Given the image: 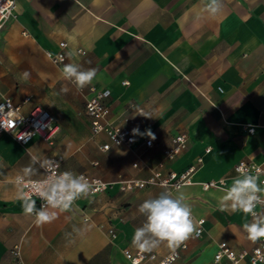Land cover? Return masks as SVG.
<instances>
[{"label": "crops", "instance_id": "obj_1", "mask_svg": "<svg viewBox=\"0 0 264 264\" xmlns=\"http://www.w3.org/2000/svg\"><path fill=\"white\" fill-rule=\"evenodd\" d=\"M221 2V10L211 14L209 0H17L0 43V65L7 71L0 72V92L21 104L23 113L34 106L46 108L61 132L57 138L55 133L52 143L34 136L26 146L0 133V264H13L14 245L19 246L22 264H131L121 249L136 250L131 239L145 219L138 206L157 195L160 187L121 192L114 186L78 199L71 211H58L53 222L37 225L33 215L23 212L15 176L30 163L31 155L58 154L62 167L73 172L106 180L143 178L163 159L170 137L179 132L188 135V147L164 169L182 170L203 156L193 182L181 187L193 216L204 218L202 235L184 242V264H217L213 254L220 241L235 250L256 244L242 230L251 217L221 211L219 200L224 195L220 189L230 187L237 176L236 162L260 161L264 147V0ZM62 40L68 43L66 53L84 51L67 56L64 64L96 68L91 84L110 90V120L120 122L119 114L129 102L142 108L135 144L99 148L107 137L90 131L84 112L87 86L80 90L65 80L62 68L45 54L55 51ZM43 64L52 72L47 89L60 91L64 98L58 108L42 93ZM21 65L26 69L19 74ZM24 71L30 73L29 85L16 88L11 76L20 78ZM27 95L31 99L23 103ZM71 95L82 98L83 108ZM78 115L102 154L82 162L84 168H71L63 158L80 159L83 150V138L74 128L80 124ZM246 124L256 126L253 133L246 132ZM149 130L155 132L154 145L145 148L140 142ZM138 154L146 158L147 167L132 166ZM41 176L42 170L32 178ZM220 179L224 186L203 187L204 182ZM86 217L89 230L76 236L73 228L86 227ZM110 226L115 228L114 238L108 233ZM67 233L73 234L74 242H68ZM169 251L163 244L154 252Z\"/></svg>", "mask_w": 264, "mask_h": 264}, {"label": "clouds", "instance_id": "obj_2", "mask_svg": "<svg viewBox=\"0 0 264 264\" xmlns=\"http://www.w3.org/2000/svg\"><path fill=\"white\" fill-rule=\"evenodd\" d=\"M207 10L211 14L218 13L222 8L221 0H209ZM65 47V45H61ZM75 53L68 52L71 58ZM51 58V54H49ZM63 61V57H60ZM63 78L78 89H83L90 85L97 76L96 68L84 69L77 63H66L62 69ZM30 77L28 71H24L20 78L27 80ZM62 92L67 93V88H62ZM108 95V93H105ZM5 106L0 104V127L5 131H12L17 127V121L23 122V116L10 103ZM144 116V115H143ZM133 135L139 134V129L132 130ZM147 136L155 139L154 134L149 130ZM32 133H26V137ZM22 140L26 138H21ZM243 167V166H242ZM59 161L41 157L30 156V163L25 166L21 173L16 176L17 185L21 186L18 198L22 202V209L25 215H33L37 225L53 222L58 215V211L68 212L73 209L75 202L83 197H87L93 191H98L102 185L101 181L89 179L83 174H76L72 171H58ZM43 169L45 176L41 180H34ZM233 178L230 187L220 189L224 195L219 200L221 211L242 212L245 217H251L242 224V230L246 238L253 243L264 241V188L258 184V177L241 171ZM223 183V181H221ZM161 191L154 197L143 200L138 206V212L145 217L141 226L136 227L131 239V244L138 249L141 254L153 253L161 245L166 244L171 255L164 261V264H173L178 258V249L185 241L200 235V228L195 220L190 204L185 195L181 192V185L169 186L167 183L160 185ZM24 189H29L25 191ZM31 189L43 203L40 208L36 207V200L33 199ZM261 206V211H257V206ZM89 218H85L86 227L73 228L76 236L82 237L89 230ZM203 224V221H199ZM72 233H67L69 243ZM138 264V262H134Z\"/></svg>", "mask_w": 264, "mask_h": 264}, {"label": "built area", "instance_id": "obj_3", "mask_svg": "<svg viewBox=\"0 0 264 264\" xmlns=\"http://www.w3.org/2000/svg\"><path fill=\"white\" fill-rule=\"evenodd\" d=\"M17 0H0V31L2 30L5 23L13 15ZM65 45V47H61ZM68 43L66 40H62L58 43V48L55 51L46 50L45 54L49 60L56 66L63 67L67 60L66 49ZM75 54H83L84 51L81 48L75 49ZM51 54V58L49 57ZM63 57V61L60 60ZM127 81H123L126 84ZM82 90V89H80ZM108 93V95H105ZM111 92L107 88H100L94 84H90L86 88V98L84 101V112L89 118L90 131L93 135L104 134L107 137V141L100 144L99 148L102 151H107L114 146H132L137 140V135H133L132 130L138 128L137 116L142 113V108L136 106L134 102H129L124 109L119 114L120 122H115L108 118L110 113V98ZM30 96L27 95L23 98V103L30 101ZM6 103H10L13 109L23 116V122L17 121V127L12 131H5L0 127V133H5L11 136L18 144L21 146H26L27 143L34 137L38 136L42 140L49 143L53 142L55 133L57 131V126L53 123V117L49 110L41 106H34L30 109L28 113L22 112V105L15 103L9 96L0 92V104L5 106V110H8ZM255 125L246 124L245 130L247 133H253L255 130ZM154 136L155 132L151 131ZM26 133H32L31 136L26 137ZM147 132L142 136L140 145L145 148H150L154 145V139L147 136ZM21 138H26L22 140ZM189 138L184 132H179L173 134L170 137L169 145L163 149V159L160 160L157 165L152 168L146 177H125L118 176L112 180H106L99 176L89 174L84 171L74 172L76 174H83L91 179H96L101 181L102 185L106 187H100L98 191H93L90 194H98L100 192H106L110 188L116 186L121 192H130L134 190L146 189L151 186H158L162 183H167L169 186L173 185H188L193 182L195 173L200 169L203 164V156L199 155L195 158L194 162L188 165L182 170L174 169H164L166 162L174 161L183 151L188 147ZM210 147L205 148V152H209ZM261 160L255 161L252 159H240L234 165V171L238 176L241 171H246L249 174L256 175L258 177V184L261 188H264V147L260 150ZM48 158L55 159L59 161L60 168L58 171H71L62 167V157L58 154L51 155ZM97 163V162H96ZM132 166L136 169H142L147 167V160L142 154H138L135 161H133ZM243 166V167H242ZM42 170V176L40 178H32L34 180H41L44 178L45 173ZM73 172V171H72ZM17 176V175H16ZM15 176V181H16ZM223 181V183H221ZM225 182L223 179L211 180L203 183L204 188L209 187H220L224 186ZM21 187V186H20ZM161 189V187H160ZM29 191V189H24ZM162 190V189H161ZM33 199L36 200L37 208L39 209L43 201L35 194L34 189H31ZM264 196V192L261 193ZM257 211H261V206H257ZM195 218V217H194ZM200 228V237L203 233L204 218H195ZM199 221H203V224H199ZM108 233L111 238L116 236V231L114 226L108 228ZM195 237V238H198ZM186 248L184 243L177 250L178 258L173 262V264H184L183 262V251ZM122 254L124 257L130 261L131 264L138 262V264H164V261L171 255V252H166L164 254L146 253L141 254L138 249L132 251L129 248H122ZM11 255L13 258V264H22L21 253L18 245H14L11 249ZM213 260L217 264H264V241H257L256 244L250 248H242L235 250L231 248L226 241H220L217 244V248L213 254Z\"/></svg>", "mask_w": 264, "mask_h": 264}, {"label": "rangeland", "instance_id": "obj_4", "mask_svg": "<svg viewBox=\"0 0 264 264\" xmlns=\"http://www.w3.org/2000/svg\"><path fill=\"white\" fill-rule=\"evenodd\" d=\"M10 21V18L8 19V21L5 23V25L3 26L2 30L0 31V43H2L3 41V37L5 35V31L8 27V23ZM1 52V51H0ZM36 58L39 60L40 56L38 53H35ZM48 63L49 60H48ZM51 65V63H50ZM43 72L44 75L42 77H40V81L43 82L45 85V88L47 89L48 87L51 86L52 84V72H51V67L47 64H43ZM26 69L24 65H21L18 69H17V73L20 74V72H22V70ZM0 72H7L5 70V67L0 65ZM12 82L15 83L16 88L19 87H26V85H29L26 81L20 79L17 75H13L12 74ZM44 88V89H45ZM41 89V87H40ZM43 89V90H44ZM44 92H42L44 94L45 99L47 100V102L49 103H55V107L58 108L59 105L62 104L61 99L63 100L64 98L61 97L60 91L58 93H52L50 90H46ZM42 90V89H41ZM27 91L33 93L32 90L27 89ZM62 92V91H61ZM63 94H67L62 92ZM69 94V91H68ZM34 96V94H33ZM70 97V94L68 95ZM72 97V95H71ZM73 100V102H75L77 104V106L83 108V101L81 97H76L75 95H73V97L71 98ZM81 117V115H80ZM78 115L79 118V123L78 125H75L74 128L76 130V132L78 133V135L83 138L82 146H83V150L80 151V159L77 158H63V164L67 167H71V168H84V165L81 164L82 162L86 161V162H90L93 159H99L100 155L102 153H100V151L98 150L97 146H95V143L93 141L92 138V134L87 132V130L85 129L83 122L81 120V118ZM55 124V123H54ZM56 125V124H55ZM61 132V129L58 128L56 131V138L59 136V133ZM58 133V134H57ZM55 138V139H56Z\"/></svg>", "mask_w": 264, "mask_h": 264}]
</instances>
